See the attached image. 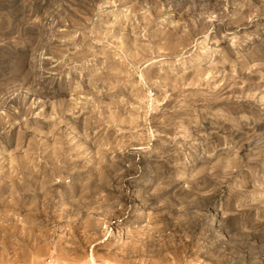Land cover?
Instances as JSON below:
<instances>
[{
	"label": "rangeland",
	"instance_id": "1",
	"mask_svg": "<svg viewBox=\"0 0 264 264\" xmlns=\"http://www.w3.org/2000/svg\"><path fill=\"white\" fill-rule=\"evenodd\" d=\"M0 264H264V0H0Z\"/></svg>",
	"mask_w": 264,
	"mask_h": 264
}]
</instances>
